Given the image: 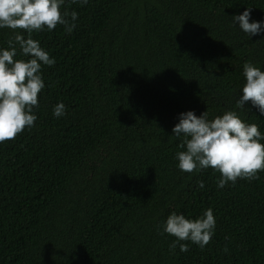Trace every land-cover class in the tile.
Wrapping results in <instances>:
<instances>
[{
    "label": "trees",
    "instance_id": "16d2710c",
    "mask_svg": "<svg viewBox=\"0 0 264 264\" xmlns=\"http://www.w3.org/2000/svg\"><path fill=\"white\" fill-rule=\"evenodd\" d=\"M246 7L264 19V0H65L73 32L32 34L55 63L34 126L0 143V264H264V171L218 189L211 168L177 169L171 137L188 110L237 111L264 133L250 102L235 107L244 62L264 70V33L230 23ZM209 207L206 247L170 250L166 217Z\"/></svg>",
    "mask_w": 264,
    "mask_h": 264
},
{
    "label": "clouds",
    "instance_id": "9594fccd",
    "mask_svg": "<svg viewBox=\"0 0 264 264\" xmlns=\"http://www.w3.org/2000/svg\"><path fill=\"white\" fill-rule=\"evenodd\" d=\"M88 0H79L80 5ZM65 0H0V29H10L13 35L0 47V143L14 139L26 128L34 126L37 119L33 109L38 107V94L45 84L42 66L51 67L55 57L50 56L32 34L52 31L62 25L71 34L78 19L76 11H61ZM250 8L233 15L230 23L247 37L264 33V19L250 21ZM17 56L21 58H16ZM243 84L235 100L237 109H245L250 102L264 116V70L251 62L242 65ZM66 113L63 102L56 103L52 115L59 118ZM178 122L171 133L179 139L174 154L176 167L181 172L193 173L211 168L219 173L218 189L235 184L238 179L255 180L264 171V133L255 123H247L237 111L228 110L208 118L204 111L199 116L188 110L178 114ZM199 186L204 187L203 182ZM216 227L212 208H206L196 218L182 213H170L159 225L161 234L174 239L170 250L177 246L181 252L188 250L189 241L203 249L211 240ZM227 252V248L224 249Z\"/></svg>",
    "mask_w": 264,
    "mask_h": 264
}]
</instances>
